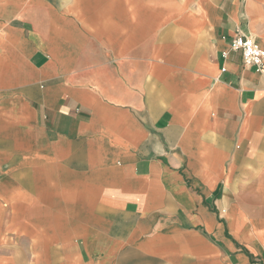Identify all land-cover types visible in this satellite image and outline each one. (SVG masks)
Listing matches in <instances>:
<instances>
[{
	"label": "crops",
	"instance_id": "obj_1",
	"mask_svg": "<svg viewBox=\"0 0 264 264\" xmlns=\"http://www.w3.org/2000/svg\"><path fill=\"white\" fill-rule=\"evenodd\" d=\"M264 0H0V264H264Z\"/></svg>",
	"mask_w": 264,
	"mask_h": 264
},
{
	"label": "built area",
	"instance_id": "obj_2",
	"mask_svg": "<svg viewBox=\"0 0 264 264\" xmlns=\"http://www.w3.org/2000/svg\"><path fill=\"white\" fill-rule=\"evenodd\" d=\"M229 49L241 51L246 66L255 67L260 72L264 70V48L251 36L237 30L232 37Z\"/></svg>",
	"mask_w": 264,
	"mask_h": 264
}]
</instances>
